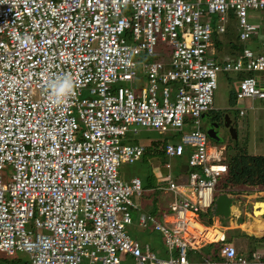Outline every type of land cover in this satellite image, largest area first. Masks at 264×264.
<instances>
[{"label":"built area","instance_id":"2783aa9c","mask_svg":"<svg viewBox=\"0 0 264 264\" xmlns=\"http://www.w3.org/2000/svg\"><path fill=\"white\" fill-rule=\"evenodd\" d=\"M250 9L264 11V0H0V252L23 253L29 264H125L119 254L132 264H264L263 254L246 256L227 242L221 219L199 217L229 174L225 148L209 141L202 122L215 111L218 75L264 73V41L258 53L250 47L258 33ZM213 15L216 27L204 20ZM232 17L241 52L219 62L209 49ZM163 44L171 54L161 61ZM144 61L147 85L135 90ZM66 75L76 95L56 104L48 85ZM260 82L242 78L237 99L264 101ZM185 127L165 149L186 159V175L192 169L179 181L162 176L174 197L172 228L152 215L139 220L164 236L163 259L127 233L144 188L119 169L146 148L123 139L139 128ZM220 243L219 260L188 258Z\"/></svg>","mask_w":264,"mask_h":264},{"label":"rangeland","instance_id":"374dc122","mask_svg":"<svg viewBox=\"0 0 264 264\" xmlns=\"http://www.w3.org/2000/svg\"><path fill=\"white\" fill-rule=\"evenodd\" d=\"M248 19L252 24L258 27V33L255 36L257 37V35H259V37L253 38L254 40H252L250 43V47H252L253 50L258 53L260 50L257 47L260 43L258 41H260L261 38H264V11L250 9ZM204 20L210 21L212 25H214L215 23L219 22V17L218 15H213L210 19ZM237 28V21H231L228 24V33L233 30L235 33ZM126 38L129 40V42H131L128 35ZM254 43L257 44L255 45ZM162 46L164 47L163 50L165 55L159 59L161 61L169 58L171 54L170 47H167L168 44H163ZM209 56L214 58L212 55V48L209 49ZM152 60L153 59H150V61ZM146 66L147 64L145 61L143 62V65H140V79L137 80V84L132 86L135 90L139 89V85L141 87H145L147 85V78L145 76ZM247 75H254L255 77L259 78L261 81L260 84L264 86V73L251 74L246 72H224L219 73L218 75V87L215 91L214 109L215 111L230 114V118L238 130V139L233 140L226 134L227 136H225L224 144H219L209 138V141L213 145L217 146L219 144L218 146L226 149L225 157H228L229 155L227 151L230 149V145L233 148L236 143L240 144V152H244V150H246V152H248V154L251 156H264V101L239 100L236 97V93L239 90L240 80ZM123 85L131 86L130 84ZM84 97H90L87 90L84 92ZM241 111L244 112L243 115L241 114ZM190 130V127H185L181 132L173 130L172 132L170 131L162 133L151 128H139L137 133L129 131L126 137L123 139V143L125 144H140L146 148L145 155L142 159H140L135 164H122L119 169L120 177L123 180L131 181L134 177H138L141 179L144 188L142 196L135 197L133 199L138 207V210L133 212L134 222L127 228V233L134 240L141 242L142 245L148 244L155 254L163 259L168 257V248L166 246L164 236L161 233L155 231L152 225H150L148 228L140 227L139 217L142 215H150L149 213L151 212L149 211L154 207V201L157 200L158 197L164 204H166V207L172 201L171 193H168L169 196H163L161 191H159L162 186L167 185V181L161 180L163 179L162 176H164L162 173L163 167L164 169H167L168 174H171L178 181L180 180L179 178L181 176L186 177L192 171V169L189 170L186 175V171H184L181 167V160L168 157L164 151V147L167 143L180 142V136H183ZM232 153L235 154L236 152L234 151ZM183 161L186 165V159ZM234 186H230V183L228 182V176L221 178L217 186V191L215 193L216 198H218L219 194L223 192H229V189H234L236 199L235 207H238L239 210V212L236 213L237 218H222L220 220L222 227L229 226L232 222L233 224L236 222L250 224V215H252L253 212L257 210L263 209L264 207V187L253 189V187L249 186H238L236 188ZM165 212L166 215L172 216V212L169 210V208H167ZM244 212L247 213L246 217ZM151 215H153L156 221L160 224L167 226L169 229L172 228V225L164 222L165 215ZM199 217L203 223L208 225H211L216 221L213 209L201 211ZM262 217H264V215L260 216V220L264 219ZM254 227H257V229H251L250 232L252 233L242 230V228L238 229L240 231H226L227 238H231L232 244L241 254L246 256H251V253L255 248L259 252H261L260 248L264 249V225L258 227L256 223L254 224ZM257 231L262 232L259 234L262 237L255 236V234H258ZM241 234L246 235V237ZM253 238L258 239L261 242H256V240ZM206 251H212V247L202 249L201 252H189V256L192 254L194 259L200 262L211 260V258L207 256L208 254ZM119 258L125 264L133 263V260L126 255L119 254ZM19 261H21L22 264L30 263L29 257L23 253H17L14 256H10L4 252H0V264H16Z\"/></svg>","mask_w":264,"mask_h":264},{"label":"trees","instance_id":"16d2710c","mask_svg":"<svg viewBox=\"0 0 264 264\" xmlns=\"http://www.w3.org/2000/svg\"><path fill=\"white\" fill-rule=\"evenodd\" d=\"M236 97H237V93H236ZM166 145L164 147V151L166 149ZM231 151L232 152L235 151L236 153L234 154ZM227 152L229 153V155L228 157H226V164L229 166L228 182L230 183V186L235 185L234 186L235 188L238 186H249V187H253V189L264 187V156H257V157L251 156L248 154V152H246V150H244V152L243 151L240 152V144L238 143H236L233 146V148L230 145V149ZM181 159L182 158H180L179 160ZM234 192H235L234 189H229V192H223V193H229L230 195L235 196ZM229 231H240V230L237 229V230H229ZM241 235L246 237V235L244 234ZM255 236L262 237L259 236L258 234H255ZM253 239H255L256 242H261L256 238ZM227 242L232 243V239L227 238ZM222 246H223L222 243L212 244L204 247L203 249L212 247V251H206V253L208 254L207 256L213 260H219L220 259L219 253ZM260 251L261 252H259L255 248L251 254L264 253V249L260 248ZM16 264H22V262L19 261Z\"/></svg>","mask_w":264,"mask_h":264},{"label":"crops","instance_id":"0c3cea01","mask_svg":"<svg viewBox=\"0 0 264 264\" xmlns=\"http://www.w3.org/2000/svg\"><path fill=\"white\" fill-rule=\"evenodd\" d=\"M234 21V19L232 18L231 19V21ZM230 21V22H231ZM215 22H216V20H215ZM213 26H217V23H215ZM228 32V31H227ZM259 37V35H257V37L255 36L254 38H258ZM252 40H254V39H252ZM264 41V38H261L260 39V41H258V42H260L258 45H260L262 42ZM257 42V43H258ZM251 43V42H250ZM257 43H254L255 45L257 44ZM211 48H212V55H213V57H214V59L215 60H217V61H219V62H222V61H225V60H227V59H234V58H236L237 56H238V54L241 52L240 50H241V43H240V41H239V29L237 28V30L235 31V33H234V30L233 31H231L230 33H226V34H215L214 36H213V43H212V46H211ZM239 48V49H238ZM162 173L164 174V176L165 175H168V173H167V169H164V167L162 168ZM134 178H136V177H134ZM161 180H164V179H161ZM126 181V180H125ZM159 191H161V193L163 194V196H166V195H168V193H167V191L164 189V186H162L161 188H160V190ZM172 196H171V198H172V201H173V194H171ZM169 196V195H168ZM232 196V195H231ZM235 197V196H234ZM171 201V202H172ZM155 203H154V207L149 211V212H151V213H149L150 215L151 214H158V215H161V214H163V215H165V220H164V222H166V223H168L169 221H170V216L169 215H166V212H165V210L167 209V208H169V205L171 204V203H169V205L166 207L165 205L166 204H164L163 202H162V200L158 197V199L157 200H155L154 201ZM147 208H149V207H147ZM150 209V208H149ZM138 210V209H137ZM136 211V210H135ZM237 212H239V210H238V207L236 208V210L234 211V213H233V218H237V215H236V213ZM244 215H245V217L247 216V213L246 212H244ZM153 216V215H152ZM252 216L253 215H250V217H251V219H252ZM262 218H264V217H262ZM139 220H140V217H139ZM263 220V221H262ZM262 220H259V221H262V222H264V219H262ZM218 221V220H217ZM257 223V222H256ZM255 224V223H254ZM254 224H253V228H249V227H247L246 226V224L245 223H243V224H241V223H235V224H233V222L229 225V226H226V227H223L224 229H225V231H229V230H237V229H241L242 228V230H245V231H247V232H249V233H252V232H250V230L251 229H257V227H254ZM171 225V224H170ZM221 225V224H220ZM245 225V226H244ZM139 226H140V224H139ZM141 227V226H140ZM245 233V232H244ZM262 232H260V231H258V235L259 234H261ZM260 236V235H259ZM202 251V250H201ZM200 251V252H201ZM167 253H168V257L170 256V252L168 251V249H167ZM192 253H196V252H192ZM172 254L173 255H176L177 254V251L175 250V251H173L172 252ZM261 254H263V253H261ZM264 255V254H263ZM189 259H190V261L192 262V263H196V262H200V261H197L196 259H194V256L191 254V256H189L188 257Z\"/></svg>","mask_w":264,"mask_h":264},{"label":"water","instance_id":"95a60500","mask_svg":"<svg viewBox=\"0 0 264 264\" xmlns=\"http://www.w3.org/2000/svg\"><path fill=\"white\" fill-rule=\"evenodd\" d=\"M225 122L226 127L230 128L231 139L237 140L238 130L236 128V125L231 120L229 114L226 115ZM207 135L210 139L217 141V138L211 135V131H209ZM235 202V197L231 196L229 193L219 194L215 206L213 208L214 216L218 219L231 218L233 216L234 211L236 210Z\"/></svg>","mask_w":264,"mask_h":264},{"label":"flooded vegetation","instance_id":"af4514ba","mask_svg":"<svg viewBox=\"0 0 264 264\" xmlns=\"http://www.w3.org/2000/svg\"><path fill=\"white\" fill-rule=\"evenodd\" d=\"M226 115L227 113H223L219 111H212V112H208L204 114L202 117L204 131L206 133L211 131V135L217 138V141L215 142L219 144L220 143L224 144L225 136L228 135L231 138L230 128L226 127V122H225Z\"/></svg>","mask_w":264,"mask_h":264},{"label":"clouds","instance_id":"9594fccd","mask_svg":"<svg viewBox=\"0 0 264 264\" xmlns=\"http://www.w3.org/2000/svg\"><path fill=\"white\" fill-rule=\"evenodd\" d=\"M48 87L51 90V98L56 104L67 103L71 97L76 95V85L70 75L51 81Z\"/></svg>","mask_w":264,"mask_h":264},{"label":"bare ground","instance_id":"6f19581e","mask_svg":"<svg viewBox=\"0 0 264 264\" xmlns=\"http://www.w3.org/2000/svg\"><path fill=\"white\" fill-rule=\"evenodd\" d=\"M264 204V203H263ZM264 206V205H263ZM253 216H252V219H251V223L250 224H246V226L247 227H249V228H253V224L255 223L256 224V222H257V226L258 227H261L262 225H264V222H262V221H259L260 220V216L261 215H264V207H263V209H260V210H257V211H255V212H253V214H252ZM231 219H232V217H231ZM245 226V225H244ZM217 227V226H216ZM215 229V228H214ZM214 229L212 228L211 229V233H213L214 232ZM209 240H213V237H212V235H209Z\"/></svg>","mask_w":264,"mask_h":264}]
</instances>
